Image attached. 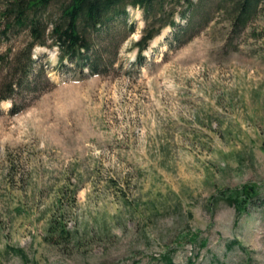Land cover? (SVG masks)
<instances>
[{
	"label": "rangeland",
	"instance_id": "1",
	"mask_svg": "<svg viewBox=\"0 0 264 264\" xmlns=\"http://www.w3.org/2000/svg\"><path fill=\"white\" fill-rule=\"evenodd\" d=\"M128 10L109 74L38 45L50 81L0 102V264H264V4L232 43L214 8L180 46L164 28L144 66V14ZM244 185L259 196L239 213L222 197Z\"/></svg>",
	"mask_w": 264,
	"mask_h": 264
},
{
	"label": "trees",
	"instance_id": "2",
	"mask_svg": "<svg viewBox=\"0 0 264 264\" xmlns=\"http://www.w3.org/2000/svg\"><path fill=\"white\" fill-rule=\"evenodd\" d=\"M263 4L264 0H0V44L6 45L0 52V102L25 94L32 97L50 81L45 64L33 56L38 45L57 48L59 68L76 69L82 75L109 74L119 63L122 43L135 31L129 21V6L141 8L144 14L146 25L134 42L138 49L135 64L144 66L143 52L164 28H171L169 47L180 46L212 20L208 10L214 8L230 22L232 43ZM24 32L28 40L15 45L14 38ZM252 35L264 38V30ZM25 105L13 103L10 113L21 112ZM258 196L256 187L244 185L222 199L241 213L248 204H256ZM239 243L232 240L228 248ZM163 258L164 264H177L169 253ZM190 264L194 262L190 260Z\"/></svg>",
	"mask_w": 264,
	"mask_h": 264
}]
</instances>
